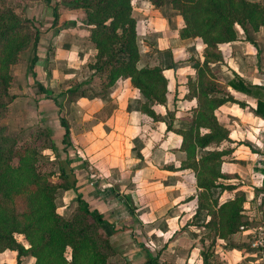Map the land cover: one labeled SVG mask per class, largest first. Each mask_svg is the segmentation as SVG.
<instances>
[{"label":"crops","instance_id":"1","mask_svg":"<svg viewBox=\"0 0 264 264\" xmlns=\"http://www.w3.org/2000/svg\"><path fill=\"white\" fill-rule=\"evenodd\" d=\"M131 3L139 51L136 65L171 63L162 69L165 101L152 105L156 119L140 112L141 95L128 77L103 86L102 73L88 66L96 49L88 39L85 16L75 13L78 7L69 4L52 24V6L47 4L48 13L39 18L43 23L37 28L36 60L31 68L27 65L34 90L31 102L28 91L26 96L19 94V103L26 107L33 102L32 114L39 123L50 122L43 125L55 147L48 148V158L54 169L63 168L71 185L59 189L55 202L59 198L70 213L80 193L89 208L102 213L101 227L116 250L111 260L115 264H202L200 251L210 242V264H261L248 244L250 228H238L227 237L207 234L202 223L209 215L206 210L195 214L200 188L193 171L181 164L180 135L166 128V109L173 110L172 127L186 126L195 104L194 98L183 96L187 76H194L189 57L200 55L202 43L198 37L178 36L182 19L168 2L157 7L149 0ZM236 30V39L219 46L223 63L218 72L223 80L235 72L258 87L251 94L227 86L242 104L225 101L214 109L231 138L219 144L231 148L219 168L232 176L219 180L235 187L212 188L209 196L222 201L239 189L244 194L241 213L264 222V36L259 29V44H251ZM255 57L259 70L253 65ZM35 81L50 90L49 96L37 90ZM256 98L259 114L253 111ZM64 126L66 143L61 140ZM11 256L14 260V251L5 249L0 261L10 264ZM25 258L33 261L24 255L21 264Z\"/></svg>","mask_w":264,"mask_h":264},{"label":"trees","instance_id":"2","mask_svg":"<svg viewBox=\"0 0 264 264\" xmlns=\"http://www.w3.org/2000/svg\"><path fill=\"white\" fill-rule=\"evenodd\" d=\"M65 1L85 11L88 39L96 49L88 66L94 72L102 73L103 86L118 77H128L141 95L138 109L156 119L152 105L165 101L166 78L162 69L171 63L164 65L158 61L136 65L139 51L131 0ZM149 2L155 7L168 2L182 19L178 36L198 37L202 43L200 55L189 57L194 76H187L183 96L194 98L195 104L189 109L186 126L172 127L173 110L165 111L169 117L166 128L180 135L181 164L193 171L195 183L200 188L195 214L206 210L209 216L202 224L207 227V234L213 237H227L240 225L252 228L262 220L241 213L244 201L241 190H234L222 201L209 195L215 187H235L234 183L219 180L232 176L219 168L220 162L231 152L230 147H219V144L231 141V138L227 128L217 120L214 109L225 101L242 104L232 96L227 86L251 94L258 87L235 72L224 81L220 79L218 67L223 63V57L219 46L237 38L236 28L243 32L245 40L252 41L249 29H261L264 36V3L259 0ZM52 13L54 22V7ZM37 39L38 29L29 20L21 18L11 7L0 8V117L5 114L13 96L7 91L10 66L16 62L19 52L29 46L32 50L29 58L31 68L36 60ZM35 86L49 96L50 90L38 81H35ZM253 111L262 113L259 98L255 100ZM59 122L64 125L61 118ZM41 134L48 140L45 146L54 149L49 131L44 126H36L27 138L20 140L0 124V252L13 250V264H20L24 255L33 257L32 264H115L111 257L116 255V250L102 230L104 219L101 212L89 208L80 193H76L75 203L67 216L58 209L55 198L59 189L71 185L62 167L57 170L46 167L43 152L34 143V138ZM66 135L67 127L64 126L61 140L65 143ZM211 244L200 251L202 264H210ZM0 264L6 263L0 261Z\"/></svg>","mask_w":264,"mask_h":264},{"label":"rangeland","instance_id":"3","mask_svg":"<svg viewBox=\"0 0 264 264\" xmlns=\"http://www.w3.org/2000/svg\"><path fill=\"white\" fill-rule=\"evenodd\" d=\"M47 4L49 6L54 7V10L56 12L55 20L52 22V24H55L58 14L63 13L68 7L69 4H65L62 0H51L50 3H48L46 0H2L0 1V8L6 6L11 7L19 16L23 19L29 20L34 27L38 28L42 25V21L39 20V18L42 17V14H47L49 8H47ZM70 6V5H69ZM52 7L50 12H52ZM72 7V6H71ZM75 13H79L81 15L85 16V11L83 8L76 9ZM52 19L54 17V14L51 13ZM85 19V18H84ZM248 35L251 37L252 41H249L251 44H259V29L257 31H252L249 29ZM255 38L256 40H254ZM32 54V50L29 46L25 47L23 50H21L18 54L16 62L11 64L10 66V80L8 82L7 91L9 93H12V98L7 104V109L5 111V114L0 117V124L5 125V129L10 134H16L18 139L23 140L29 136V132H31L33 129H35L36 126L41 125L43 126L44 123H47V120H44V123H39L37 114H32L35 112V108L33 106V102L30 103L28 106L24 107L21 103H19V94L20 95H28L24 93H28L29 96L27 98L31 102V94L34 90L33 85L31 84V77L29 70L27 69V65H29V58ZM256 62H253V65L255 66L256 70H259V58L255 57ZM254 59V60H255ZM190 61V60H189ZM220 79H222V75L219 73ZM24 89L25 92H22ZM33 111V112H32ZM21 115H24L25 117H22ZM46 121V122H45ZM50 123V122H48ZM45 127V126H44ZM31 130V131H30ZM34 143L37 145L39 149L42 150L43 156L42 158L46 160L47 168H55L54 162L48 158V154L50 150L45 145H48V140L44 134L38 135V137L34 138ZM41 144L43 146L41 147ZM57 206L63 215L67 216L69 213L66 212L67 208L63 209V204L60 202L59 198H57ZM67 207V204L64 205ZM66 210V211H65ZM19 238H21L20 235H18ZM7 254V253H6ZM5 254V257L7 256ZM29 257V256H27ZM7 258V257H6ZM113 257H111L112 260ZM10 259V264H13L12 256L8 258ZM21 264V263H20ZM22 264H32L31 261H28L27 258L23 260Z\"/></svg>","mask_w":264,"mask_h":264},{"label":"built area","instance_id":"4","mask_svg":"<svg viewBox=\"0 0 264 264\" xmlns=\"http://www.w3.org/2000/svg\"><path fill=\"white\" fill-rule=\"evenodd\" d=\"M239 228H243L242 225ZM250 246L254 249L255 254H258L257 258L264 263V222H257L252 228H250Z\"/></svg>","mask_w":264,"mask_h":264}]
</instances>
